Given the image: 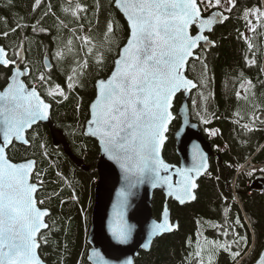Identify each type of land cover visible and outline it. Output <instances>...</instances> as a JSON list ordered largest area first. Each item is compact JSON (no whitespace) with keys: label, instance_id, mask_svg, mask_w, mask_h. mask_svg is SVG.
I'll use <instances>...</instances> for the list:
<instances>
[{"label":"snow or ice","instance_id":"6c2138e0","mask_svg":"<svg viewBox=\"0 0 264 264\" xmlns=\"http://www.w3.org/2000/svg\"><path fill=\"white\" fill-rule=\"evenodd\" d=\"M43 4L44 0H34L32 12L36 13ZM109 6L126 21V43L120 46L116 40L122 26L114 15L106 18L104 39L98 42L90 35L92 21H88L87 30L83 23L93 9L80 0H68L61 11L71 18L70 21L57 17V31L62 33L66 30L67 38H57L52 58L58 64L71 59L65 75L67 88L72 91L82 86L83 77L93 65L97 71L102 70L106 55L112 52L114 45L118 48L110 75L96 81L95 99L89 106V118L81 134L98 141L103 157L115 164L123 177L124 185L117 192L109 231L117 244L126 245L132 238L133 227L125 219V213L135 189L145 183L153 189L165 187L168 197L184 205L197 199L196 178L210 175L208 158L199 145H195L192 167L176 168L175 176L179 179L174 181L170 171L173 166L162 158V149L168 139L170 125L177 119L175 109L180 94L192 99V107L202 124L210 123L209 115H215L208 110V101L213 96L210 87L212 77L207 56L201 53L206 54L215 46L216 42L206 33L213 32L217 24L230 18L237 7V0H110ZM47 7L45 16L52 13L50 3ZM100 11L101 5L97 0L94 8L96 25L99 24ZM0 19L7 25L6 18ZM243 19L248 31L255 34L258 28L264 27V7L245 8ZM28 28L33 35L48 34V29L36 20L32 24L15 23L0 32V36L7 38ZM240 37L252 54L245 56L246 65L258 66L256 45L252 43L254 37L245 33H240ZM31 42V37L25 32L11 52L0 45V69L7 73L4 85L0 87V264H45L39 250L49 243L48 234L53 230L46 219L50 215L49 210L40 207L45 200L37 199V193L45 183V173L37 171L35 160L16 163L8 157V149L16 143L30 147L38 133L30 140L28 131L38 122L50 119L51 106L42 98L41 87L49 97L67 99L64 89L51 83V63L44 65L46 71L36 75L31 87L26 84L24 78L32 75L26 57ZM192 61L201 65L199 82L186 74ZM239 80L236 99L238 102L243 100L252 111L247 122L243 123L245 116L239 110L234 112L233 123L243 132L251 133L257 124L264 125V105L256 103L257 84L246 79L243 73ZM259 85L264 87V80H260ZM193 90L197 91L199 104L196 98H192ZM181 110L185 112L184 124L187 125L186 105ZM205 131L213 137L217 134L214 129L206 128ZM39 147L46 149V144L41 143ZM43 154L47 156L46 151ZM255 171L252 169L247 175L251 176ZM259 171L264 173V168ZM34 176L36 181L32 182ZM57 176L62 174L57 172ZM73 200L78 202V197L73 195ZM232 224L234 226L222 229L220 233L228 237L231 232V240L221 242L205 238L204 245L197 240V246L188 254L185 264H213V256L219 250L228 253L234 262L238 257L243 259L245 250L249 249V237L237 230L244 226L239 217ZM177 228L178 225L170 221L169 210L165 207L160 221L151 223L141 247L145 251L150 250L155 238ZM85 255L90 264H109L97 250ZM125 264H133V261L128 259ZM254 264H264V252L256 254Z\"/></svg>","mask_w":264,"mask_h":264},{"label":"trees","instance_id":"16d2710c","mask_svg":"<svg viewBox=\"0 0 264 264\" xmlns=\"http://www.w3.org/2000/svg\"><path fill=\"white\" fill-rule=\"evenodd\" d=\"M68 0H44V4L36 13L32 12L34 0H0V18H6L7 25L0 19V32L15 23L32 24L40 20L42 26L48 29V34L33 35L31 28L10 34L7 38L0 36V45L11 49L23 38L25 32L31 37L32 42L26 56L31 62L32 75L26 84L32 86V80L40 72L46 71L41 57L45 54L52 64L51 83L60 85L67 99L57 96L49 97L43 87L40 88L41 96L51 104V118L55 127L60 129L68 143L71 153L81 159L84 165L89 166L87 171L76 167L70 159L65 157L60 149H54L50 143L48 129L43 125H36L28 131V139H32L38 133L37 139L30 147L24 145L11 146L8 149V157L13 162L33 159L36 161L37 171H43L44 185L37 193V199H44L41 208L49 210L50 215L47 222L53 226L48 234L49 243L42 245L39 252L46 264H89L87 253L89 246L86 241L87 231L90 224V213L93 201V192L97 180L95 164L99 156L97 143L81 134L85 121L88 118V106L95 96V82L106 78L116 58L118 48L113 46L112 52L106 55V62L102 70L97 71L93 65L89 72L83 77L82 86L75 87L69 91L66 84L65 72L71 63V59L58 64L52 58V52L56 48V40L59 36L67 38L66 30L62 33L57 31V17L70 21L61 11L62 5L66 6ZM87 4L92 11L88 13V19L84 20L85 30L89 27L91 20L93 30L90 33L98 42L103 41L105 31V20L114 15L122 26L117 33L116 40L122 46L127 37V27L122 16L110 8V0H99L101 11L99 24L96 25L94 8L97 0H80ZM52 6V13L44 15L48 11V4ZM264 7V0H237V7L230 14V18L223 24L214 27L209 33V38L216 42L207 53V62L212 77L210 85L213 96L208 101L210 123L202 124L197 119L196 111L191 107V118L198 123L202 134L209 140L218 154L210 161L209 174L198 181L195 191L197 199L192 203L178 206L169 202V209L173 220L178 222V229L171 234L164 235L154 240L147 252H139L134 259V264H185L188 254L193 252L197 246V240L204 245L205 238L209 241L231 240L221 235L222 229H230L232 222L239 217L243 227H238L241 235L249 237V249L245 250L243 259L237 258L234 262L228 253L223 250L215 252L213 264H253L256 254L260 253L264 243V193L250 189V183L258 172L247 175L254 165L257 168L264 166V125L257 124L251 133L243 132L233 123V113L240 111L247 122L248 115L252 109L243 100L237 101L235 92L239 88L240 74L246 79L257 84L256 103L264 105V87H260L259 81L264 80V27L258 28L252 43L256 45V58L258 66L249 67L245 63V56H251L248 52L244 39L240 37L246 28L243 20L245 8ZM23 18L21 21L20 18ZM47 49V51H46ZM2 70V69H0ZM201 65L192 61L187 66L186 74L189 78L199 82ZM6 71H0V87L4 85ZM207 93V89L204 90ZM199 104L197 91L192 94ZM181 102L178 96L176 112ZM192 104V99H191ZM79 106V111H77ZM179 118L173 121L167 132V141L163 147V157L169 163L178 162L175 153V141L173 134L179 126ZM217 130V134L209 138L205 129ZM46 144V149L39 145ZM225 145H228L225 148ZM219 146V148H217ZM47 152V156L43 153ZM249 161V162H248ZM243 170L239 173L238 168ZM60 172L62 176H57ZM219 177V179H217ZM73 195L78 197V202L73 200ZM63 201V203H62ZM165 199L160 192H156L152 199V215L158 219ZM228 214L225 215V208ZM86 213V219L84 218ZM251 222V223H249ZM254 248V251L252 249ZM207 254L205 255V259Z\"/></svg>","mask_w":264,"mask_h":264},{"label":"water","instance_id":"95a60500","mask_svg":"<svg viewBox=\"0 0 264 264\" xmlns=\"http://www.w3.org/2000/svg\"><path fill=\"white\" fill-rule=\"evenodd\" d=\"M207 15L208 13L205 14V16ZM125 24H126V21H125ZM218 25H221V24H217L216 26ZM126 27H127V24H126ZM206 34L209 35V33H206ZM127 35H128V32H127ZM125 43H126V40H125ZM44 63L45 64L49 63L47 57L44 59ZM113 67H114V63H113ZM106 78H101V79H106ZM194 91L195 90H193V92ZM95 94H96V88H95ZM179 96H181V102H180L179 107L177 108V116L179 118L180 123H179L178 128L175 130L173 134V138L175 141V153L177 155L178 162L176 164L167 162L163 157V149H162V158L165 160V162L173 166L170 171L173 174L174 181L176 179H179V177L175 176L176 168L192 167L193 165L192 151L195 145H199L200 150L204 153L205 156H207L209 166H210L211 159L214 157H218V154L214 152L211 143L203 136L199 125L193 122L191 119L190 98H186L183 94H180ZM94 99H95V96L93 100ZM184 105H186L187 107V119H188L187 125L184 124L185 112L181 110L182 106ZM89 106H88V118H89ZM49 113H50V119L47 121L38 122L37 125L39 124L43 125L48 129L50 143L54 149H60L63 155L67 157L68 159H70L72 164H74L76 167L81 168L84 171H87L89 169V166L84 165L81 159L76 158L71 153L63 132L60 129L55 127V124L51 118V107L49 109ZM87 120L85 121L84 125H86ZM181 129H183L182 132H181ZM177 133H180L179 136H177ZM85 137L94 140L97 143V146L99 149V156L95 164L97 180H96L94 192H93V201H92V207H91V213H90V224H89V228L87 231V238H86V241L89 246L87 253L90 254L93 250H97L104 256L105 260L108 261L109 264H125V261L128 259H131L134 264V259L137 257L139 252L141 251L147 252L141 247V245L146 241L147 233H148L151 223L153 221L159 222L160 219L162 218L163 210L165 207H167V209L169 210L170 221L173 224L178 225V222L172 219L171 211L169 209L168 203L172 202V203L177 204L178 206H184V205L192 203L193 201H189V202H186L184 205H181L174 198L168 197L166 195L165 187H157L153 189L150 187L148 183L140 185L137 189L134 190L135 195L130 198L129 207L127 208L126 213H125V219L127 220L128 224L133 227L132 238L129 241V243L126 245L117 244L110 234L109 225L113 218V212H114L113 205L117 202V192L124 185L123 177L120 173L119 168L115 164H113L111 161H108L105 157H103L98 141L92 137H88V136H85ZM16 144L22 145L19 143H16ZM21 162H24V161H19L16 163H21ZM204 176L205 174L198 176L196 178L195 182L197 183V185H198V181L202 179ZM250 189L256 192L264 193V175H257L251 181ZM156 192L162 193L165 199V203L163 205L162 211L158 219L154 218L152 215V199H153V195ZM177 229H175L174 231H176ZM171 233H166L164 235H168ZM261 252H264V243H263V248ZM87 262L90 264L88 259H87Z\"/></svg>","mask_w":264,"mask_h":264},{"label":"rangeland","instance_id":"374dc122","mask_svg":"<svg viewBox=\"0 0 264 264\" xmlns=\"http://www.w3.org/2000/svg\"><path fill=\"white\" fill-rule=\"evenodd\" d=\"M222 10V9H221ZM242 18H243V16H242ZM244 20V19H243ZM245 21V20H244ZM253 22L255 23V20H253ZM243 33H245V35H247V36H251L252 35V32H249L248 31V29H247V27L245 28V31L243 32ZM263 60H264V47H263ZM193 108V107H192ZM194 109V108H193ZM194 111H196V109H194ZM197 119L198 120H200L199 119V117L197 116ZM207 136L209 137V138H212L213 136H210L208 133H207ZM261 168H264V166H262V167H260L259 169H261ZM252 169H256V171L254 172V173H256V172H258V173H262V172H260L259 171V169H257V168H252ZM205 261L207 262V258L205 259Z\"/></svg>","mask_w":264,"mask_h":264},{"label":"flooded vegetation","instance_id":"af4514ba","mask_svg":"<svg viewBox=\"0 0 264 264\" xmlns=\"http://www.w3.org/2000/svg\"><path fill=\"white\" fill-rule=\"evenodd\" d=\"M213 10H215V9H213ZM45 56H46V55L43 54L42 57H41V60H42V64H43V65H44V63H43V59H44ZM26 57H27V56H26ZM27 61H28L29 65H30V67H31V62L29 61L28 57H27ZM0 71H3V70H0ZM5 71H6V70H5ZM28 78H29V77H25L24 79L27 80Z\"/></svg>","mask_w":264,"mask_h":264}]
</instances>
